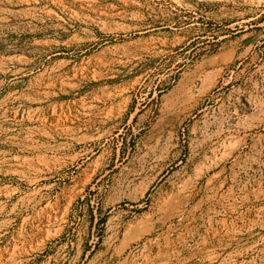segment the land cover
<instances>
[{"label":"rangeland","instance_id":"rangeland-1","mask_svg":"<svg viewBox=\"0 0 264 264\" xmlns=\"http://www.w3.org/2000/svg\"><path fill=\"white\" fill-rule=\"evenodd\" d=\"M2 64L0 264H264V0H0Z\"/></svg>","mask_w":264,"mask_h":264},{"label":"bare ground","instance_id":"bare-ground-1","mask_svg":"<svg viewBox=\"0 0 264 264\" xmlns=\"http://www.w3.org/2000/svg\"><path fill=\"white\" fill-rule=\"evenodd\" d=\"M29 11V10H28ZM30 13V12H28ZM32 14V12H31ZM171 16V15H170ZM169 16V17H170ZM168 17V16H166ZM172 17V16H171ZM137 18V17H136ZM168 19V18H167ZM166 19V20H167ZM165 20V19H164ZM151 21V20H150ZM163 21V20H162ZM154 22V21H153ZM167 22V21H166ZM150 24V23H149ZM140 25V24H139ZM143 25V24H142ZM147 25V24H146ZM162 25V24H161ZM173 25V24H172ZM143 27V26H142ZM164 27V26H163ZM173 27V26H172ZM171 27V28H172ZM159 28V27H158ZM178 28V27H177ZM131 30V29H130ZM142 30V29H141ZM144 30V29H143ZM150 30V29H149ZM172 30V29H171ZM177 30V29H176ZM135 31V30H134ZM163 31V30H162ZM152 32V30H151ZM155 32V31H154ZM157 32V31H156ZM39 31L38 32H34V34H37L38 35ZM139 33V31H138ZM33 34V33H32ZM41 34V33H40ZM144 34V33H143ZM152 34V33H151ZM167 34V33H166ZM146 36V35H145ZM144 37V36H143ZM156 38V37H155ZM160 38V37H159ZM167 39V37H166ZM151 40V39H150ZM165 40V39H164ZM168 40V39H167ZM41 41V40H40ZM156 41V40H155ZM44 42V41H43ZM71 42V41H70ZM132 42V41H131ZM38 43V42H37ZM49 43V42H48ZM53 43V42H52ZM65 43V42H64ZM167 43V42H166ZM41 44V43H40ZM46 44V43H45ZM57 44V43H56ZM68 44V43H67ZM150 44V43H149ZM154 44V43H153ZM35 45V44H34ZM74 45V44H73ZM156 45V44H155ZM38 47V46H37ZM54 47V46H53ZM57 47V46H56ZM41 48V47H40ZM45 48V47H44ZM68 48V47H67ZM74 48V47H73ZM42 49V48H41ZM66 49V48H65ZM34 50V49H33ZM39 50V49H38ZM48 49V53L49 55L47 56L48 59H52L54 56H58L61 54V52L59 51H56V52H52L53 50H50ZM61 51V50H60ZM23 52L25 54H28V55H31L33 54V52L31 50L27 51V50H23ZM47 52V51H46ZM44 53V52H43ZM43 55V54H42ZM35 56V55H34ZM37 57V56H36ZM42 57V56H41ZM13 60V61H12ZM44 60V59H43ZM11 61L14 63V65H16V69L11 71L9 68V66H6L4 64L0 65V74L4 75L6 77L7 73L8 72H15L18 74V77L19 74H22V76H24L23 73H28V72H32L34 69H37L39 70V72L35 73V83L32 85V88H34L36 91H39V89H42V87H44V90L43 91H46L47 89H51L55 84H56V78H54L52 76V73L49 72V74H46V68L43 67L42 68V65L36 61V59H32L30 58V56H26V57H23V56H20L18 58H11ZM50 61V60H49ZM48 62V61H47ZM46 62V63H47ZM68 62V61H67ZM66 63V62H65ZM67 66V65H66ZM53 67V65H52ZM58 67V66H57ZM55 67V68H57ZM60 67V66H59ZM62 67V66H61ZM65 67V66H64ZM68 68V67H67ZM50 69V68H49ZM58 69V68H57ZM62 69V68H61ZM48 72V71H47ZM60 73V72H59ZM63 73V72H62ZM59 75V74H58ZM55 76H56V72H55ZM48 93V92H47ZM26 97H28L29 101H39L40 100V97L36 96V95H32V94H26Z\"/></svg>","mask_w":264,"mask_h":264}]
</instances>
